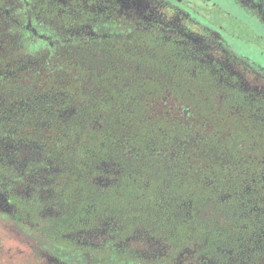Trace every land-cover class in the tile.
<instances>
[{"label":"flooded vegetation","instance_id":"obj_1","mask_svg":"<svg viewBox=\"0 0 264 264\" xmlns=\"http://www.w3.org/2000/svg\"><path fill=\"white\" fill-rule=\"evenodd\" d=\"M20 1L0 0V52L23 50L30 57L23 61L21 69L45 65L51 53L81 50L80 43L88 45L86 40L106 39L112 48L122 47L127 67L139 70L145 89L149 86L146 81L152 76L160 79L168 76L160 65V54L162 46L169 47L171 56L183 55L188 61L189 80L185 84L189 87V95L185 99L170 94L156 95L147 100L159 104L170 101L184 104V100L188 103L181 114L189 120V147L198 151L201 148L210 151L264 150V144L259 143L247 146L223 143L226 135H231L237 117L248 116L253 122H264V0H210L213 7L206 6L201 12L179 0H32V4L23 5ZM34 49L42 56V61L34 58ZM175 58L171 60L176 62ZM168 78L172 86H179L173 75ZM199 78L214 84L217 95H204V89L195 94L194 84ZM211 102L220 103L223 110L195 111L196 103L204 104L207 109ZM230 108L236 111H227ZM246 108L250 110L240 111ZM72 113L67 111L61 116ZM195 119H202L201 128L196 127ZM96 125L100 124L96 122ZM201 134L207 141L204 145L196 142V139L204 141L199 137ZM216 140H219L217 144L212 143ZM0 145L37 146L31 141L22 143L12 139L0 140ZM42 161L44 163L38 166L49 167L53 174L55 169L51 162ZM255 162L263 169L260 174L253 175L245 191L235 194L243 200L233 215L236 218L230 217L225 209L224 202L232 195L212 193L207 195L205 202H197L194 207L192 201L186 200L183 206L178 205L177 194L169 193V196L174 195L170 198L169 215L176 219L171 223L141 224L129 235L123 232L125 237L119 234L125 223L113 217H108L100 228L82 229L75 223L69 208L56 207L57 202L49 189L50 174L49 183L43 189L45 193L34 183L29 184L27 191L10 189L6 192L13 212L9 220L33 246L45 251L58 264H74L66 259L67 251L87 255L90 259L87 264L103 263L104 258H99L98 251H104L97 249L105 246H110L106 251L110 257L105 259L106 264L113 263L114 251L122 252L123 260L131 264L170 263L179 258L188 259L198 246L204 249L200 253L210 254L208 256L227 249L234 264H255L254 260L264 263V159ZM95 165L101 175L95 176L92 183L107 187L118 182L122 173L119 163L104 161L95 162ZM105 167L114 170L106 172ZM34 171L32 163H26L20 170L8 159L1 158L0 176L9 178L12 183L21 181L24 176L32 177ZM103 177L109 183H97L96 179ZM205 180L210 183L208 176ZM54 220L58 223L51 224ZM176 221L202 226L203 231L197 235L194 232L183 240L174 235ZM107 225L115 228L108 239H91ZM137 241L143 245H137ZM151 248L152 255H149Z\"/></svg>","mask_w":264,"mask_h":264},{"label":"trees","instance_id":"obj_2","mask_svg":"<svg viewBox=\"0 0 264 264\" xmlns=\"http://www.w3.org/2000/svg\"><path fill=\"white\" fill-rule=\"evenodd\" d=\"M86 41L88 45L80 43L81 50L51 53L45 61L48 68L41 65L24 70L23 61L30 56L23 50L0 52V140L31 141L40 147L42 159L55 169L49 189L56 207L69 208L82 229L100 228L108 217L120 220L125 223L121 237L141 224L175 221L165 205L174 196L169 193L177 194L178 205L183 206L186 200L194 207L212 193L232 195L224 203L226 213L234 217L243 203L235 194L245 191L253 175L262 171L255 161L264 159V150L190 148L189 120L181 114L188 103L147 100L156 95L182 99L189 95L185 84L189 80L188 61L183 55L175 58L164 46L160 54L163 72L173 75L179 86H172L164 74L161 79L152 76L144 89L143 76L127 67L120 45L112 48L106 39ZM34 58L42 61L35 49ZM174 58L176 62L171 60ZM199 79L194 84L195 94L204 89V95H217L214 84ZM195 105L197 112L223 110L217 102H211L207 109L204 104ZM67 111H73L72 115L61 116ZM237 118L223 143L264 144V122H253L248 116ZM195 120L201 128L202 119ZM201 135L204 141L196 142L204 145L207 141ZM104 161L119 163L122 173L114 185L100 187L92 179L101 175L95 162ZM174 226V235L183 240L203 231L202 226L183 221ZM109 247L97 249L104 251H98L99 258H104L99 264L109 260ZM112 254V264H131L123 260L122 252Z\"/></svg>","mask_w":264,"mask_h":264},{"label":"rangeland","instance_id":"obj_3","mask_svg":"<svg viewBox=\"0 0 264 264\" xmlns=\"http://www.w3.org/2000/svg\"><path fill=\"white\" fill-rule=\"evenodd\" d=\"M32 4V0H22L19 2L20 5ZM42 150L36 147H19L12 145H0V161L1 158H6L11 164H15L20 170L23 169L26 163H32V167L35 171L30 176H24V178L16 183H12L9 178L0 176V264H58L55 260L50 258L45 251L37 248L35 245L22 236L16 228L12 226L13 221H10V216L13 213L11 204L7 202V191L15 189L16 191H27L30 183H34L40 191L45 193L43 189L49 183V175L52 173L49 167H40L39 163H44L42 160ZM106 172L113 171L105 167ZM116 170V169H115ZM99 184L109 183L106 177L96 179ZM167 209L170 211L172 206L165 204ZM13 217V215H12ZM16 221H14L15 223ZM20 222V221H19ZM24 223V222H21ZM115 229L113 226H105L99 231L96 236H92V240L103 241L111 236V231ZM90 239V237H88ZM90 241V240H88ZM143 245L142 242H136V244ZM142 247V246H141ZM152 250L149 255H152ZM203 247L198 246L195 251L190 253L188 259L179 258L176 261L164 264H234L230 259V253L227 249L218 250L217 254L208 256L210 254H204ZM201 252V253H200ZM66 259L70 260L74 264H87L90 259L87 255H81L77 252H65ZM222 259V261H220ZM231 261V262H230ZM255 264H264L262 261H255ZM244 264H249L246 262Z\"/></svg>","mask_w":264,"mask_h":264},{"label":"water","instance_id":"obj_4","mask_svg":"<svg viewBox=\"0 0 264 264\" xmlns=\"http://www.w3.org/2000/svg\"><path fill=\"white\" fill-rule=\"evenodd\" d=\"M181 3L188 5L189 7H191L193 10L197 11V12H201L203 10H205L204 8L207 6L209 7H213L211 5V1L210 0H179Z\"/></svg>","mask_w":264,"mask_h":264}]
</instances>
